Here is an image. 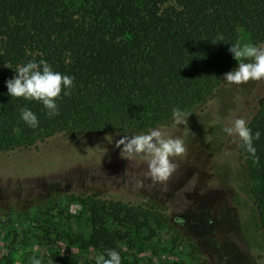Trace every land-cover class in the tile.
<instances>
[{
    "label": "trees",
    "instance_id": "obj_1",
    "mask_svg": "<svg viewBox=\"0 0 264 264\" xmlns=\"http://www.w3.org/2000/svg\"><path fill=\"white\" fill-rule=\"evenodd\" d=\"M244 31L264 44V0H0V65L45 60L73 77L50 117L42 102L11 97L0 82V155L36 148L57 135L144 133L192 116L213 100L233 69L228 51ZM223 41H218L220 37ZM31 109L39 124L21 118ZM256 153L239 139L249 214L264 247V96L249 120ZM72 199L86 208L90 233L71 244L99 254L126 239L108 222L135 231L165 227L155 209L91 195ZM153 231V230H152Z\"/></svg>",
    "mask_w": 264,
    "mask_h": 264
},
{
    "label": "rangeland",
    "instance_id": "obj_2",
    "mask_svg": "<svg viewBox=\"0 0 264 264\" xmlns=\"http://www.w3.org/2000/svg\"><path fill=\"white\" fill-rule=\"evenodd\" d=\"M251 43L238 31L237 41ZM238 61L233 59V68ZM15 75L0 65V82ZM264 96V79L225 82L204 108L162 129L185 152L164 180H153L147 157L125 158L115 142L140 133L57 135L36 148L0 155V264H96V250L71 244L90 233L89 214L72 199L91 195L155 209L165 227L121 229L126 264H264L261 232L245 194L239 137L223 132L247 121ZM153 230V231H152Z\"/></svg>",
    "mask_w": 264,
    "mask_h": 264
},
{
    "label": "clouds",
    "instance_id": "obj_3",
    "mask_svg": "<svg viewBox=\"0 0 264 264\" xmlns=\"http://www.w3.org/2000/svg\"><path fill=\"white\" fill-rule=\"evenodd\" d=\"M218 41H223V37L221 36ZM228 51L238 64L224 74L225 81L239 85L249 80L264 79V44L257 45L238 40L230 44ZM73 79L69 75L54 71L45 60L39 62L30 60L18 65L15 68V75L5 83L7 93L11 97L40 101L48 110L47 114L52 117L59 114L56 98L60 96L62 89L64 95H69L68 89L73 85ZM172 116L176 123H183L186 113L179 108H173ZM21 118L32 128H36L39 124L36 114L29 108L21 109ZM223 132L228 136H238L245 150L255 155L253 140L258 139L260 133L257 131L253 134L246 119L236 118L230 126L223 128ZM115 147L120 149V155L125 158L137 155L147 157V175L159 181L166 180L176 167L170 161V157L185 152L182 139L168 136L159 127L140 134L121 136L116 140ZM95 261L96 264H121V255L118 251L109 249L106 253L97 255ZM33 264H41V262L34 260Z\"/></svg>",
    "mask_w": 264,
    "mask_h": 264
}]
</instances>
